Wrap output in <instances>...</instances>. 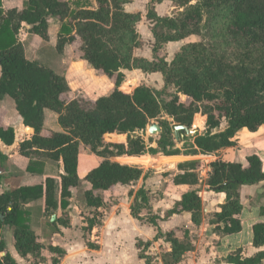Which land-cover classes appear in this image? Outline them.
<instances>
[{"label": "trees", "instance_id": "obj_1", "mask_svg": "<svg viewBox=\"0 0 264 264\" xmlns=\"http://www.w3.org/2000/svg\"><path fill=\"white\" fill-rule=\"evenodd\" d=\"M94 1L95 6L91 7L89 0H24L21 8L5 10L0 0V99L11 98L23 125L33 130L29 138L18 141V150L29 159L26 170L30 173L38 171V162L33 160L37 156L62 163L58 183L48 176L42 184L9 189L2 187L0 174V264H17L7 250L3 235L6 228L12 230L13 247L20 257L32 258L33 264L44 263L41 251L45 246L40 235L31 228V208L27 204L42 199L44 213H56L51 226L54 229L57 225L68 226V215L64 211L79 181L78 154L85 147L93 153L104 149L105 135L125 133L126 144L110 146L117 154L137 159L191 151L210 153L232 145V138L239 130L256 132L264 126V0H168L173 10L163 16L156 13L154 5L165 0H151L145 15L153 38L150 59L134 54L135 49L142 46V40L137 31L141 13L125 9L132 0ZM52 18L61 21L57 52L62 53L66 44L79 42L78 57L113 83L107 95L92 102L84 101L90 105L87 108L80 100L70 97V87L63 75L25 55L19 37L22 24L29 26L30 33L48 40V23ZM177 41L182 45L169 61L164 47ZM123 70L158 72L163 81L158 94L168 88L174 91L161 103L151 89L125 82ZM180 95L186 100L178 104ZM196 100H205L204 109L196 106L189 111ZM45 109L58 115L61 130L43 133ZM199 111L206 115L201 134L181 138L184 131H179V139L175 140V125L167 120L158 122L161 132L156 147L148 146L142 135L137 134L162 113L172 117L176 124L190 128L191 117ZM15 141L14 127L0 125V142L12 145ZM176 142L181 143V147H177ZM4 157L0 151V163ZM201 167L203 164L197 161L177 164L172 183L187 185L189 190L164 212L163 218L188 212L192 223L200 225ZM209 167V189L226 195V202L211 214L209 223L217 234L237 233L242 229L235 213L237 193L242 185L264 181L262 161L256 153H251L245 163L219 158L211 161ZM139 174L138 168L108 161H102L86 174L85 230L90 231L100 224L99 208L103 199L97 191L128 184ZM129 195H133L132 217L145 219L156 227L154 238L163 237L170 245L162 255L163 264L179 263L192 247L179 242L173 230L163 233L158 228L157 221L162 217L150 212V197L144 184ZM145 210H149L148 213L141 215ZM252 231L253 245H264V222L254 224ZM149 244L147 242L144 249ZM89 247L95 246L89 243ZM46 248L56 255L50 258V263L58 264L64 250L51 245ZM139 256L145 259V264H151V258L144 251ZM224 260L233 264H260L264 261V251L243 257L241 250L236 249Z\"/></svg>", "mask_w": 264, "mask_h": 264}, {"label": "crops", "instance_id": "obj_2", "mask_svg": "<svg viewBox=\"0 0 264 264\" xmlns=\"http://www.w3.org/2000/svg\"><path fill=\"white\" fill-rule=\"evenodd\" d=\"M23 1L21 0L19 5L14 4L15 0H3V8L5 10L12 7L21 8ZM132 2L133 0L126 4L125 9L129 12H140L139 10L136 11L128 8V5ZM150 2L151 0H148L146 7ZM164 2L171 3L165 0L159 4H155L154 7ZM90 3L92 4L91 7L95 6L94 0H90ZM157 9L155 8V11L160 16L170 14H161ZM140 13L141 20L137 24V31L139 32L138 27L140 23L147 22L149 41L153 42L152 34L149 31L150 23L145 17L146 12ZM51 23L57 28L53 33L54 36L50 34L49 28L51 27ZM60 25L61 21L57 18L50 19L48 23L49 42H47V45L52 52H55ZM28 28L29 26L22 24L20 31H22L23 37H20L21 33H19V37L23 46L25 39H31L29 47L24 46L25 55L31 60H36L35 58L45 44L39 40L41 39L39 36L30 33ZM140 37L142 46L135 49L134 54L150 59L151 51L147 54L143 52L144 41L141 34ZM35 41L38 43V46L37 50L33 52L31 50L33 49V45H35ZM179 42L181 41L169 42L167 45H175V43L179 45ZM40 47L42 48L40 49ZM73 54V51L65 45L63 52L59 53V58L56 59L58 61L56 63L58 70L56 71L50 66L57 73L65 77L70 87V97L73 99L83 98L84 101L92 102L96 98L110 93L113 88L110 78L95 71L85 60L79 57L74 59ZM123 73L125 75V82L128 80L134 83V86H136L134 79L132 80L129 77L151 75L155 77L159 76L160 80L162 79L161 74L158 72L143 73L140 70H123ZM6 97L0 99V125L14 127L16 141L12 145H5L0 142V151L5 156L4 160L0 163L2 187L13 189L25 185H38L42 184L48 176L53 177L58 183L60 174L62 173V163L60 161L55 162L48 158L37 156L33 160L38 162L36 166L38 171L30 173L26 170L29 159L19 152L18 141L29 138L33 130L23 125L20 115L14 110L15 108H12V103ZM3 101L5 102L3 103ZM44 115V134L47 135L51 131L61 130L57 120L58 115L55 112L45 109ZM195 115H199V119L201 120L199 124L201 130L198 131V134H201L205 129V116H202L200 113ZM167 121L171 123L169 120ZM155 123L158 124L156 120H150L144 129L137 131V134L142 135L146 141L149 134L148 128L151 124ZM174 125L180 124L175 123ZM195 131L197 132V128ZM104 139L106 146L98 153H93L89 148L85 147L78 154L77 176L79 181L72 191L69 206L64 211L68 215V226L57 225L56 229L51 226L49 219L52 214L46 215L44 213L42 199L31 201L27 204L31 208V228L40 235L41 242L45 246L41 251L45 261L40 264H51L50 258L56 256L48 251L46 248L48 245L64 250L65 253L59 259L58 264H145V259L139 256L141 251H144V254L151 258V264H163L161 253L163 254L170 249L169 243L165 242L163 237L155 239L157 228L146 222L145 219L140 221L130 214L133 195H129V192L132 191L134 194L142 184H144L150 197V212L162 217L157 221L158 228L163 233L173 230L174 236L179 242L192 247L177 264H233L226 262L224 258L236 249L241 250L243 257H250L259 251H264V245L256 247L252 242L253 225L264 222V181L253 185H242L239 188V192L237 193V210L235 213L241 220L242 229L237 233L229 235L217 234L212 230L213 225L209 223V219L211 214L219 211L220 206L226 202V195L223 192H215L209 189L207 185V177L210 171L209 163L215 159L220 158L245 163L246 156L256 153L260 157L264 168V126L256 132L241 129L232 138L234 142L232 145H225L205 154L191 151L187 154L179 153L169 156L159 155L157 157L148 156L134 159L136 156L115 153L113 146H110L113 143L126 144L127 136L125 133H109L104 136ZM106 147H109L110 151ZM133 160L139 162L141 165H132ZM102 161L138 168L140 174L128 184L116 185L109 189L97 191L103 199L102 206L99 208V212L101 213L100 224L87 231L84 229L87 224L84 216L88 213L84 199V190L88 187L85 176ZM193 161L203 164V167L200 169L199 184V196L202 202V221L198 226L192 223L191 215L188 212L173 214L167 218H163L164 212L170 209L180 199L181 195L189 190L187 185H174L172 183V176L176 172L177 164ZM144 165H153L152 168L154 170L150 171ZM168 171L172 172L166 176L165 173ZM144 174H146L145 179H143ZM56 195L59 196V191H57ZM148 211H143L141 215L145 216ZM53 214L56 217V213ZM6 229L7 235L5 241L7 243V250L15 258L17 264H20V262H22L21 264H33L32 258H22L17 254L13 247L12 230ZM147 242H150V244L144 249ZM89 243L95 247H89ZM260 264H264V261Z\"/></svg>", "mask_w": 264, "mask_h": 264}, {"label": "rangeland", "instance_id": "obj_3", "mask_svg": "<svg viewBox=\"0 0 264 264\" xmlns=\"http://www.w3.org/2000/svg\"><path fill=\"white\" fill-rule=\"evenodd\" d=\"M21 0H15V3L14 4H19ZM90 1V0H89ZM92 1V0H91ZM148 0H133V2L128 5V8H131L132 10H136V11H140L142 12V14L144 12H146V4H147ZM7 4H10V3H7ZM20 5V4H19ZM155 8H158L157 10L159 11V13H163V14H168V13H171L172 12V9H173V6H172V3H169V2H164L158 6H156ZM51 27L49 28L50 29V34H52V36H54V32L57 30L56 26L51 23L50 24ZM138 30L142 36V39L144 41V51L146 54L149 53L150 51V45L152 44V41H149V32H148V26H147V22H142L139 24V27H138ZM22 31H20L19 33H21ZM49 33V31H48ZM34 34V33H33ZM204 34L206 36V30L204 31ZM36 35V34H35ZM38 36V35H37ZM20 37H23L22 33L20 34ZM41 38V37H39ZM30 38L28 39H25L24 41V46L26 45L27 48L29 47L30 45ZM38 40V39H37ZM41 40V42H43L44 47L43 49H41L42 47H40L41 51L38 53L37 57L35 58L36 60L38 61H41L43 63H45L46 65L48 66H51L53 67L56 71L58 70V67L56 66V63L58 61H56L57 58H59V53L57 52L56 50V47H55V52L53 51H50L49 48H48V45H47V42H49V36H48V40H43L42 38L39 39ZM205 42L207 41L206 38L204 39ZM177 43H175V45H171V44H166L165 47H164V51L166 52V58L170 61L173 56H174V53L179 49V47L182 45V42H179L178 44L179 45H176ZM68 49L70 48L72 51H73V55H74V59H77L78 58V46H79V42H76V43H69V44H66ZM37 46H38V43H36L35 41V45H33V49L31 51L35 52L37 50ZM39 49V50H40ZM27 51H29V49H27ZM46 52V53H45ZM34 54V53H33ZM28 56L30 57V55L28 54ZM130 79H134L135 83H136V86L138 87H146V88H149L152 90L153 94L159 98V100L161 101V103H163L164 101H167L168 100V95L173 93V89L172 88H168L164 91L161 92V94H158L159 91L162 89L163 87V81L162 79L160 80V77H155V76H135V77H129ZM128 81V80H126ZM157 91V92H155ZM6 99L9 100V102L12 103V108H15L14 107V104L12 102V99L9 98V97H6ZM5 99V100H6ZM78 100H80V103L82 104L83 107L87 108L89 107L90 105L86 102H84V99L83 98H79ZM185 96L183 95H180V100L178 101V104L179 103H184L185 102ZM5 101H3L4 103ZM204 104H206L205 100L204 101H195V103H193V106H191L190 110L189 111H193L196 109V106H200L204 109ZM177 108V107H175ZM16 110V108L14 109ZM17 111V110H16ZM188 111V110H187ZM200 113L202 116H205V121H206V115L201 113L200 111L199 112H195L193 114V116L191 117V121H193L192 123V126L190 128H188L189 130H192L194 131V134L195 133H199L198 131L201 130L200 127H199V124L201 122V120L199 119V115H195V114H198ZM165 113H162L159 117H157V119H154L156 120L157 122H159L160 120H169L172 124L174 123L175 124V121L172 117H168V115L165 117ZM195 115V116H194ZM194 117V118H193ZM197 128V132L195 131ZM203 130V129H202ZM204 131V130H203ZM148 134V133H147ZM148 134V138L146 139V143L147 145L149 146H153V147H156L157 144H156V141L158 139V134H154V135H150ZM193 134H190L188 136H191ZM181 146L180 143L177 144V147ZM133 163H131L132 165H135L137 166L138 164H140L139 162H136V161H132ZM141 165V164H140ZM146 166L147 168H149L150 171H153L154 169L152 168L153 165H144ZM172 171H168L165 173L166 176L170 175ZM4 234V238L6 237V233H7V229L4 230L3 232ZM161 255H163L161 253ZM22 262H20L21 264Z\"/></svg>", "mask_w": 264, "mask_h": 264}, {"label": "water", "instance_id": "obj_4", "mask_svg": "<svg viewBox=\"0 0 264 264\" xmlns=\"http://www.w3.org/2000/svg\"><path fill=\"white\" fill-rule=\"evenodd\" d=\"M173 131H174V139L175 140H178L179 139V134L178 132L179 131H184V134H182L180 137H184V136H188L190 134H193V131L192 130H189L185 125H175L173 126ZM148 132L149 134L151 135H154V134H158L161 132L160 130V126L158 124H151L148 128ZM153 147V146H152ZM55 219V214H52L50 219H49V222H53ZM4 253H1V255H3Z\"/></svg>", "mask_w": 264, "mask_h": 264}]
</instances>
